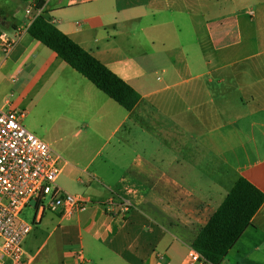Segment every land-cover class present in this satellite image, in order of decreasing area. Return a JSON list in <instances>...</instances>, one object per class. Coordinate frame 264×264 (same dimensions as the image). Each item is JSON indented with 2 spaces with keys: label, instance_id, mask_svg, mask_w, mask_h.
<instances>
[{
  "label": "crops",
  "instance_id": "crops-1",
  "mask_svg": "<svg viewBox=\"0 0 264 264\" xmlns=\"http://www.w3.org/2000/svg\"><path fill=\"white\" fill-rule=\"evenodd\" d=\"M38 6L140 93L132 111L28 33ZM46 98L102 172L74 194L84 211L34 226L24 264H80L78 250L87 264H211L192 245L236 181L264 193V0H0V107ZM221 158L242 160L229 190ZM113 200L129 212H108ZM220 264H264V205Z\"/></svg>",
  "mask_w": 264,
  "mask_h": 264
},
{
  "label": "built area",
  "instance_id": "built-area-1",
  "mask_svg": "<svg viewBox=\"0 0 264 264\" xmlns=\"http://www.w3.org/2000/svg\"><path fill=\"white\" fill-rule=\"evenodd\" d=\"M27 15L33 20L41 16L38 9L34 14L28 9ZM14 46V41L4 39L3 53L8 56ZM23 117L20 111L0 107V264L4 259L24 264V242L32 231V226L21 219L26 207L35 204L34 220L38 224L47 211L70 217L84 211L88 203L57 184L62 173L61 156L23 124ZM116 207L125 216L131 204L113 200L106 206L110 213ZM74 255L80 264H87L83 250ZM191 260L206 262L196 251Z\"/></svg>",
  "mask_w": 264,
  "mask_h": 264
},
{
  "label": "trees",
  "instance_id": "trees-1",
  "mask_svg": "<svg viewBox=\"0 0 264 264\" xmlns=\"http://www.w3.org/2000/svg\"><path fill=\"white\" fill-rule=\"evenodd\" d=\"M28 33L125 110L132 111L140 102L137 90L43 16L33 20ZM263 205L264 193L240 177L193 242V249L207 262L220 264Z\"/></svg>",
  "mask_w": 264,
  "mask_h": 264
},
{
  "label": "rangeland",
  "instance_id": "rangeland-1",
  "mask_svg": "<svg viewBox=\"0 0 264 264\" xmlns=\"http://www.w3.org/2000/svg\"><path fill=\"white\" fill-rule=\"evenodd\" d=\"M162 76V73H160ZM33 101L31 106H25L28 111L24 109L20 110L21 113H24L23 124L33 133H35L39 138L49 143L55 153L61 156L62 160L65 163H68V166L63 170L60 177L58 178L57 184L65 191L71 194L77 195H87V186L88 179L94 171L102 172V167L97 166L96 164L93 166L91 163V159L86 156L83 150H81L78 142L75 137L70 133H62L57 130V126L59 123L58 115L54 114L52 111H55L53 108L52 100L50 98H46L41 102H34V100H30L28 102ZM57 130L59 135L62 137V146L64 149L59 147L53 139H51V131ZM232 158V157H231ZM224 160L221 158V167H220V180L231 181V183H221L225 189H230L237 179V169H239V165L242 163V160L236 159ZM92 186L99 187L100 184L94 180L92 182ZM35 214L36 207L35 204H31L26 207L21 214V219L24 220L27 224L32 226V231L34 226H44L43 224L38 223L35 224ZM51 212H46L44 214L45 217L49 218L51 216ZM58 219H55L53 226H56ZM45 224V223H44ZM31 231V232H32Z\"/></svg>",
  "mask_w": 264,
  "mask_h": 264
}]
</instances>
